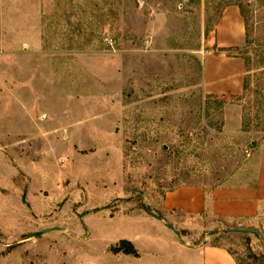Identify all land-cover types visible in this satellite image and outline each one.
<instances>
[{
  "label": "rangeland",
  "instance_id": "rangeland-1",
  "mask_svg": "<svg viewBox=\"0 0 264 264\" xmlns=\"http://www.w3.org/2000/svg\"><path fill=\"white\" fill-rule=\"evenodd\" d=\"M232 4L251 90L208 96ZM263 142L264 0H0V264H174L164 194L251 184ZM165 224L264 264V229ZM121 240L140 258L112 254Z\"/></svg>",
  "mask_w": 264,
  "mask_h": 264
},
{
  "label": "crops",
  "instance_id": "crops-1",
  "mask_svg": "<svg viewBox=\"0 0 264 264\" xmlns=\"http://www.w3.org/2000/svg\"><path fill=\"white\" fill-rule=\"evenodd\" d=\"M208 43L209 50L202 57L204 94L242 95L247 73L245 61L237 52L247 45V29L238 5L232 4L223 10ZM159 212L164 221L157 219L156 225L166 238L165 244L173 245L179 254L174 264H239L225 246L181 243L180 236L165 223L188 231L216 224L236 227L243 224L245 229H264V142L251 184L178 187L164 194ZM133 243L136 245L135 241Z\"/></svg>",
  "mask_w": 264,
  "mask_h": 264
},
{
  "label": "trees",
  "instance_id": "trees-1",
  "mask_svg": "<svg viewBox=\"0 0 264 264\" xmlns=\"http://www.w3.org/2000/svg\"><path fill=\"white\" fill-rule=\"evenodd\" d=\"M240 9H241V7H240ZM248 42L249 41L247 39V44H248ZM247 64H248L247 61H245L246 73L248 74L249 69H248V65ZM250 90H251V87H250L249 77L246 76L245 82H244V92L243 93L244 94L248 93ZM110 251L114 255L124 254L126 256H132L134 258H140V254H139L138 249L136 248L134 243L129 241V240H121L116 246H112L110 248Z\"/></svg>",
  "mask_w": 264,
  "mask_h": 264
},
{
  "label": "water",
  "instance_id": "water-1",
  "mask_svg": "<svg viewBox=\"0 0 264 264\" xmlns=\"http://www.w3.org/2000/svg\"><path fill=\"white\" fill-rule=\"evenodd\" d=\"M153 216L159 219L158 216H156L154 214H153ZM229 231H231V232H237V233H244V234H257V231L251 230V229H231Z\"/></svg>",
  "mask_w": 264,
  "mask_h": 264
},
{
  "label": "built area",
  "instance_id": "built-area-1",
  "mask_svg": "<svg viewBox=\"0 0 264 264\" xmlns=\"http://www.w3.org/2000/svg\"><path fill=\"white\" fill-rule=\"evenodd\" d=\"M237 227H239V228H243V224H238Z\"/></svg>",
  "mask_w": 264,
  "mask_h": 264
}]
</instances>
